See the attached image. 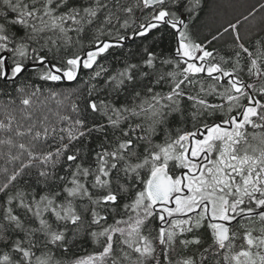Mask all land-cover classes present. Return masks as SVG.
Returning <instances> with one entry per match:
<instances>
[{"label":"snow or ice","instance_id":"snow-or-ice-1","mask_svg":"<svg viewBox=\"0 0 264 264\" xmlns=\"http://www.w3.org/2000/svg\"><path fill=\"white\" fill-rule=\"evenodd\" d=\"M215 7L0 0V264H264V3Z\"/></svg>","mask_w":264,"mask_h":264},{"label":"trees","instance_id":"trees-1","mask_svg":"<svg viewBox=\"0 0 264 264\" xmlns=\"http://www.w3.org/2000/svg\"><path fill=\"white\" fill-rule=\"evenodd\" d=\"M264 3V0H215L216 7L212 10L211 15L205 18V22L210 28L218 27L221 23L227 20H235L240 18L244 28H248L249 25L242 20V14L247 15V10L251 6H258V4ZM261 14L257 15V21ZM207 31V29H205ZM243 31V29H242Z\"/></svg>","mask_w":264,"mask_h":264}]
</instances>
